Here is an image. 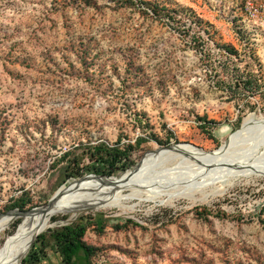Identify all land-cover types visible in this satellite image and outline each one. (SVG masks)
<instances>
[{
  "label": "rangeland",
  "instance_id": "rangeland-1",
  "mask_svg": "<svg viewBox=\"0 0 264 264\" xmlns=\"http://www.w3.org/2000/svg\"><path fill=\"white\" fill-rule=\"evenodd\" d=\"M247 2L264 0H0V217L20 215L0 247L63 187L109 183L159 149L232 143L264 167V34ZM96 142L132 145L125 169L70 177L72 147ZM214 162L163 161L142 185L159 199L141 207L55 216L20 264H66L52 234L75 224L91 264H264V169Z\"/></svg>",
  "mask_w": 264,
  "mask_h": 264
},
{
  "label": "bare ground",
  "instance_id": "bare-ground-1",
  "mask_svg": "<svg viewBox=\"0 0 264 264\" xmlns=\"http://www.w3.org/2000/svg\"><path fill=\"white\" fill-rule=\"evenodd\" d=\"M230 144H226L218 151L209 155L187 145L159 149L153 152L150 157L145 162L141 163L134 171L126 173L119 179H112L109 183L93 184L75 182L69 186L63 187L53 198L50 207L36 210L34 213L23 216L24 222L19 227L16 236L7 247H0V264H20L30 253L37 236L48 229L52 224V219L59 214L68 213L71 210L89 205L110 208L123 206L125 204H136L137 207H141L143 204L145 205V203H151L154 202L155 199H159L152 194H145L142 185L145 181H149L152 178L160 177L162 179L159 175L151 176L152 169L157 170L156 167L160 163H163V161L165 165L171 164L178 160L182 153H196L204 157V159L207 158L215 161L217 164L227 160H233L241 165L239 166L241 167L239 172L248 175L259 173L260 166L258 164V159L260 155H262V153L260 154L261 150L259 152V149L252 148L245 154L242 152L241 155H234L232 153L234 151L231 150L232 147L229 146ZM196 156L197 155L194 157ZM157 162L158 164L155 165ZM260 168L264 169V167ZM19 216V214L1 216L0 233L4 231V227L8 222L16 220Z\"/></svg>",
  "mask_w": 264,
  "mask_h": 264
},
{
  "label": "trees",
  "instance_id": "trees-1",
  "mask_svg": "<svg viewBox=\"0 0 264 264\" xmlns=\"http://www.w3.org/2000/svg\"><path fill=\"white\" fill-rule=\"evenodd\" d=\"M228 51L229 53H234L233 50L228 49ZM246 84L249 88H254L256 82L249 79ZM143 143H146L145 139L137 140L138 146ZM119 144L112 146L105 142H96L93 144L79 143V145H75L68 155L71 159L68 161L66 171H71L70 177L75 179L92 174L106 177L115 175L118 171L125 169L129 153L131 148H133L132 145L120 146ZM86 159L88 163H85ZM26 205V201L20 200L16 201L12 207L13 209L24 211ZM201 212L202 214L199 213L201 215L211 214L208 209H204ZM88 229L87 224L66 225L52 234L54 243L66 264H91V259L96 249L90 247L84 241ZM45 239V236L39 238L42 245H45ZM32 254L31 258L33 257ZM38 258L37 256L35 261H39Z\"/></svg>",
  "mask_w": 264,
  "mask_h": 264
},
{
  "label": "built area",
  "instance_id": "built-area-1",
  "mask_svg": "<svg viewBox=\"0 0 264 264\" xmlns=\"http://www.w3.org/2000/svg\"><path fill=\"white\" fill-rule=\"evenodd\" d=\"M245 8L251 17L254 26L259 28L264 34V3L254 5L251 2H247Z\"/></svg>",
  "mask_w": 264,
  "mask_h": 264
}]
</instances>
